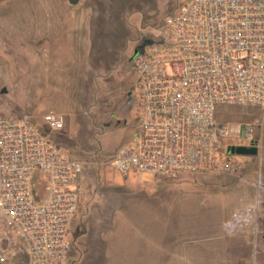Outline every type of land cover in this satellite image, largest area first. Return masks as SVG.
Listing matches in <instances>:
<instances>
[{
    "label": "rangeland",
    "instance_id": "374dc122",
    "mask_svg": "<svg viewBox=\"0 0 264 264\" xmlns=\"http://www.w3.org/2000/svg\"><path fill=\"white\" fill-rule=\"evenodd\" d=\"M13 1L16 8L12 11L4 9L11 5L0 3V90L7 88L6 93L0 92V112L29 116L52 142L84 163L77 183L81 198L70 224L71 238L77 221L79 226L90 228L118 227L120 242L129 243L132 235L138 246L141 235L148 231L147 244L144 242L149 251L148 264H172V254L178 249L209 252L219 242L218 237L206 235L214 228L212 212L223 216L227 212L231 217L236 209L256 204L253 220L260 223L261 232L264 230V106L236 104L217 108L219 124L242 130L223 139L226 151L231 153L232 145L258 149L255 155L235 153L237 166L233 172H180L161 177L143 171L124 173L111 162L122 145L132 143L142 124L134 55L155 42L166 17L185 0H143L139 11L119 10L111 2L106 5L100 0H94V9L90 10L83 4L67 7L60 0ZM76 19L83 21L78 33L72 23ZM27 21L41 26H25ZM62 22L69 23L72 29L65 28ZM43 35L71 39L70 46L78 42L77 47L82 48L79 58L74 51L69 52L71 56L65 53L58 58L60 52L56 49L50 56L44 49ZM89 53L94 57L87 59ZM110 66L125 71V83L115 81L120 75L113 73ZM109 80L113 90L106 89ZM121 109L125 110L122 124L117 115ZM48 111L64 114L65 126H47L44 114ZM249 123L253 125L251 138L245 133ZM47 192L46 183L36 185L38 198ZM245 196L247 204L241 201ZM189 229L190 242L181 235ZM156 231L159 242L155 241ZM255 243L253 254L257 256L260 250ZM13 248L18 252L16 262H26L25 245L19 237H15ZM156 248L163 249V263L150 255ZM70 256L67 254L66 264H74ZM103 263L101 260L95 264ZM203 264L216 262L209 257Z\"/></svg>",
    "mask_w": 264,
    "mask_h": 264
},
{
    "label": "built area",
    "instance_id": "2783aa9c",
    "mask_svg": "<svg viewBox=\"0 0 264 264\" xmlns=\"http://www.w3.org/2000/svg\"><path fill=\"white\" fill-rule=\"evenodd\" d=\"M134 68L142 124L113 165L161 177L233 172L237 159L223 139L242 130L219 124L216 112L220 105L264 106V0H185L134 56ZM44 122L61 129L66 117L48 111ZM252 132L249 123L246 136ZM83 170L29 116L0 112V264H19L15 237L25 245L23 264H66ZM41 182L48 192L39 199ZM256 214V204L236 210L225 231L236 232Z\"/></svg>",
    "mask_w": 264,
    "mask_h": 264
},
{
    "label": "crops",
    "instance_id": "0c3cea01",
    "mask_svg": "<svg viewBox=\"0 0 264 264\" xmlns=\"http://www.w3.org/2000/svg\"><path fill=\"white\" fill-rule=\"evenodd\" d=\"M60 1L61 2L63 1L67 7L68 6L78 7L79 5L83 4L85 5V8L89 10L94 9V5H93L94 0H78L77 3H71L70 0H60ZM89 1H92V3H89ZM101 1L106 5H109L111 2V4H114V6L117 9L123 10V11L129 10V9L139 11L140 9L139 6L140 4L143 3V0H100L98 2L101 3ZM0 3L2 4L7 3L8 5H11L9 7L4 8L6 10L12 11L16 8L15 6L16 4L14 3L13 0H0ZM63 23L65 24V28L70 26L69 23L62 22V24ZM72 23L75 25L76 33L79 32L78 31L79 25H80V28H83L82 20L76 19ZM2 25L8 26L9 24L4 23ZM24 25L31 26V27L41 26L40 23L37 25L32 22L30 23V21L25 22ZM10 26L13 27L14 25L11 24ZM69 29H72V26L69 27ZM70 42H71V39L69 40L68 38L67 40H64L63 37L53 38V37H47L46 35H43L44 49L47 53L50 54V56H53L52 50L56 49L58 50V52H60L58 58L59 57L61 58L62 56H64L65 53L66 55L71 56V53L69 52L72 51L73 53L74 51V52H77L76 57L78 59L79 58L78 53L82 52V48L77 47L76 44L78 42H76L72 46L69 45ZM80 44H82L81 41H80ZM92 47H93V44H92ZM84 48H86V46ZM88 55L90 56L87 57V59H91L92 57H94V54L89 53ZM81 58H83V56ZM110 67L114 68L113 73L115 72L120 75L119 78L116 77L115 81L119 83L121 80H124L123 83H125V79L127 78V74H125V71L121 69L116 70L115 66H110ZM116 82L114 84H116ZM112 85H113L112 82L109 80L108 84H106V89L113 90L114 87ZM124 112H125L124 109H121L118 111L117 115L118 117H120V119H118V123L120 124H122L123 122ZM126 144H129V143H126ZM77 183L76 185L78 186ZM246 197L247 196L242 197V200H241L245 204H247ZM250 205H244L242 207L250 206ZM210 216H211V219L210 217L208 218V223L210 219V221H212L214 224V228L209 229V234H206V235L218 237L219 242L211 246L213 248H211V250H208L209 252H200L199 250H195V249L188 248V247H183L181 249H178L176 250L175 253L173 252L172 254L173 255L172 264H203V261L209 257L210 258L213 257L216 264H264V230L262 232L260 231V228H259L260 223H257L254 220H252L248 225H246L243 228H240L236 232L227 233L224 229V224L231 218V217H228L227 212L225 213L224 216L220 215L217 212L216 213L212 212ZM263 216H264V213L262 214L261 217ZM78 222L79 221L74 223L75 233L72 236V246L68 252V256L71 254V256L73 257L74 264H84L85 262L86 264H89V263L95 264L97 261L99 262L101 260L104 262L103 264H148L149 251L146 245L147 243L145 242L146 240L148 241V234H150L148 231L146 235L140 234L141 241L138 246V243H135L134 240L132 239L131 237L132 235L130 236L129 243H126V241L125 243L120 242L117 239V236L119 233L118 227H114V228H102V227L93 228L91 227L90 228V227H86L82 225L79 226ZM188 231L189 232L187 231L182 232L181 235L187 236V241L189 240L190 242V241H193V240H190L191 239V229H189ZM259 231L261 232V236L258 242L257 240L259 236L258 235ZM70 236H71V231H70ZM155 241L157 242L160 241L158 238L157 231L155 235ZM254 243H255V247H259V250H260V253H258L257 256L253 254ZM150 255L151 257H154L155 260L162 261V263L165 260L163 259V256H164L163 249L158 250L156 248L154 252H150Z\"/></svg>",
    "mask_w": 264,
    "mask_h": 264
},
{
    "label": "water",
    "instance_id": "95a60500",
    "mask_svg": "<svg viewBox=\"0 0 264 264\" xmlns=\"http://www.w3.org/2000/svg\"><path fill=\"white\" fill-rule=\"evenodd\" d=\"M78 0H70L71 3H77ZM137 55V52L134 56ZM1 93H6L7 88L4 87L0 90ZM231 153L243 154V155H255L258 153V149L255 146H245V145H232L230 148Z\"/></svg>",
    "mask_w": 264,
    "mask_h": 264
},
{
    "label": "flooded vegetation",
    "instance_id": "af4514ba",
    "mask_svg": "<svg viewBox=\"0 0 264 264\" xmlns=\"http://www.w3.org/2000/svg\"><path fill=\"white\" fill-rule=\"evenodd\" d=\"M140 52V49L139 50H137V54Z\"/></svg>",
    "mask_w": 264,
    "mask_h": 264
},
{
    "label": "trees",
    "instance_id": "16d2710c",
    "mask_svg": "<svg viewBox=\"0 0 264 264\" xmlns=\"http://www.w3.org/2000/svg\"><path fill=\"white\" fill-rule=\"evenodd\" d=\"M36 191V190H35ZM35 194H36V192H35ZM37 197V196H36ZM38 198V197H37ZM40 199V198H39Z\"/></svg>",
    "mask_w": 264,
    "mask_h": 264
}]
</instances>
